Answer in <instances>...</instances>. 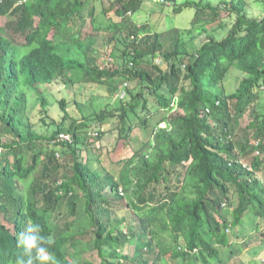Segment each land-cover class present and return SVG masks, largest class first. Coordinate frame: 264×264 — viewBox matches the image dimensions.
I'll return each mask as SVG.
<instances>
[{"label": "trees", "instance_id": "trees-1", "mask_svg": "<svg viewBox=\"0 0 264 264\" xmlns=\"http://www.w3.org/2000/svg\"><path fill=\"white\" fill-rule=\"evenodd\" d=\"M94 1L0 0V264H14L29 219L57 264H226L250 216L264 225V16L244 0H163L169 16L193 15L160 31L134 20L147 0H110L107 25ZM96 34L123 46L120 57L114 48L98 65ZM232 69L243 76L229 95ZM24 79L36 89L123 79L114 91L125 96L70 123L62 100L44 136ZM67 155L69 168L57 158Z\"/></svg>", "mask_w": 264, "mask_h": 264}, {"label": "rangeland", "instance_id": "rangeland-1", "mask_svg": "<svg viewBox=\"0 0 264 264\" xmlns=\"http://www.w3.org/2000/svg\"><path fill=\"white\" fill-rule=\"evenodd\" d=\"M110 0H95V13L100 17V20L107 25L108 19L104 14V8L109 5ZM183 1V0H179ZM208 1V0H206ZM214 4H218L220 0H210ZM247 4V14L251 18H261L264 16V1L262 0H244ZM163 4L168 5L163 0H147L140 13L134 16V20L137 23H149L155 30L166 31L172 26L175 28L187 27L188 22L191 21V16L193 15V10L187 9L183 14L185 16H175L172 14L168 15V9L163 7ZM168 7V6H167ZM225 17V22H232L233 19L229 18L227 13L223 14ZM6 34V31H3ZM108 36L103 34H96L91 39L92 46L90 51L94 52L97 56L98 65L103 66L110 61H106L109 57V51L114 50L115 44L107 42ZM203 37H197L194 43L197 45L202 42ZM123 46L115 48L116 56L120 57L122 54ZM119 62V61H118ZM111 63V62H110ZM242 73L236 69H232L227 79L225 80V91L227 94H233L242 78ZM125 82L123 79H116L114 82H107L110 85H96V84H77L74 86L66 87L63 83H54L52 85L40 86L39 88H34L29 86L24 79V92L28 95L29 99V117L36 126L37 131L40 135L51 136L53 130L55 129L54 124L58 123L62 119V111L60 102L65 100L66 107L69 112L70 120L81 121L83 118H91L96 112L104 110L107 107H113L118 102L119 98L122 97L123 93H118L114 91L115 88L120 87ZM128 90H136L137 86L135 83L129 82ZM44 94V97L49 103L47 115L51 118L47 123L43 120L44 112L42 111L40 97ZM260 108L264 107V91L261 94V100L257 103ZM159 117L152 120V125H155ZM68 123V124H69ZM59 124V123H58ZM67 124V125H68ZM3 139V138H2ZM9 139L12 136L9 135ZM143 139L147 140L148 135L143 134ZM114 138L107 137V143H114ZM112 147V146H109ZM60 151L61 148L56 149ZM59 162H61L65 168H69L71 163L70 157L59 156L57 157ZM252 158H249L250 162ZM246 160V159H244ZM248 162H246L247 165ZM264 180V177H263ZM118 217L116 213L113 215ZM249 223L243 226V231L240 236L242 238L236 241L239 244L236 245L237 254L230 260H227L226 264H264V237L262 236V231L264 232V225H261V230L256 229L258 221L252 215ZM238 234V232H235ZM230 235H232L230 233ZM247 244V245H246ZM239 248V249H238ZM240 250V251H239ZM128 251V248L126 249ZM131 252V249H130ZM79 264V263H78ZM87 264V263H81Z\"/></svg>", "mask_w": 264, "mask_h": 264}, {"label": "clouds", "instance_id": "clouds-1", "mask_svg": "<svg viewBox=\"0 0 264 264\" xmlns=\"http://www.w3.org/2000/svg\"><path fill=\"white\" fill-rule=\"evenodd\" d=\"M16 243L21 253L16 256L14 264H57L51 241L40 223L27 220L23 230L17 234Z\"/></svg>", "mask_w": 264, "mask_h": 264}, {"label": "built area", "instance_id": "built-area-1", "mask_svg": "<svg viewBox=\"0 0 264 264\" xmlns=\"http://www.w3.org/2000/svg\"><path fill=\"white\" fill-rule=\"evenodd\" d=\"M127 84H125L126 86ZM123 93L122 97L125 96L124 92H121V94ZM58 141H62V142H71V135L70 134H60L58 139Z\"/></svg>", "mask_w": 264, "mask_h": 264}]
</instances>
